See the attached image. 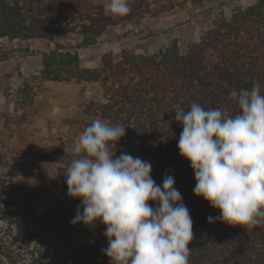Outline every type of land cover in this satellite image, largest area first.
Returning <instances> with one entry per match:
<instances>
[{
  "label": "trees",
  "instance_id": "1",
  "mask_svg": "<svg viewBox=\"0 0 264 264\" xmlns=\"http://www.w3.org/2000/svg\"><path fill=\"white\" fill-rule=\"evenodd\" d=\"M128 2L131 12L119 17L106 13V4L95 0H0V42L3 38L54 42L56 48L41 56L38 75L44 81L108 84L101 99L90 100L79 112L80 130L95 119L122 125L125 135L117 141L116 150L137 143L139 158L151 163L150 175L158 185L165 175L174 177V187L193 221L189 264H264V225L247 231L220 220L208 222L220 210L194 195L191 162L177 146L182 125L174 119L177 110H189L192 103L205 110L223 107L235 115L239 109L229 95L232 90H251L258 84L264 94V0H255L229 17L220 14L197 40L183 45L175 41L149 54L124 50L118 59L107 53L99 66H84L78 47L97 44L111 26L139 24L176 6V0ZM61 33L79 35V46L60 42ZM39 91L26 77L13 96L4 89L14 105L6 126L33 121L39 114L34 104ZM74 146L66 140L52 154L59 165L58 178L50 179V184L58 198L43 212L26 179L0 172V264H110L101 251L108 246L103 234L106 225L99 220L90 225L70 223L81 204L67 194L65 173L74 158ZM10 165V155L0 149V167Z\"/></svg>",
  "mask_w": 264,
  "mask_h": 264
},
{
  "label": "clouds",
  "instance_id": "2",
  "mask_svg": "<svg viewBox=\"0 0 264 264\" xmlns=\"http://www.w3.org/2000/svg\"><path fill=\"white\" fill-rule=\"evenodd\" d=\"M105 11L123 17L131 7L128 0H109ZM229 95L239 109L235 115L198 103L177 110V146L191 162L194 195L220 210L208 222L248 231L264 225V94L257 84ZM125 128L95 119L80 134L65 173L68 196L81 201L70 223L106 225L108 246L101 251L110 264H189L193 221L174 177L165 175L158 185L149 161L128 153L113 158Z\"/></svg>",
  "mask_w": 264,
  "mask_h": 264
},
{
  "label": "rangeland",
  "instance_id": "3",
  "mask_svg": "<svg viewBox=\"0 0 264 264\" xmlns=\"http://www.w3.org/2000/svg\"><path fill=\"white\" fill-rule=\"evenodd\" d=\"M13 2L14 0H8ZM107 4L109 0H95ZM154 4H160L157 0H151ZM255 3V0H204L195 5L193 0H176V6L171 11L160 16H148L141 23H126L111 26L99 38L97 44L91 47H78L81 37L73 33H62L61 41L68 46L78 47L83 65L93 68L101 64L103 55L112 53L118 59L124 50L134 53L149 54L160 48L177 41L183 45L188 40H197L213 24L220 14L229 17L242 8ZM80 38V40H78ZM60 39V38H59ZM60 41V40H59ZM75 45H72V44ZM47 44H50L47 41ZM31 41L9 40L3 38L0 42V149L11 157L9 167H0V172L7 176L16 173L20 180L26 179L34 191V199L40 212L45 211L56 203L58 193L51 187L50 179H57L58 163L52 160V154L59 150L62 143L70 140L76 143L82 131L80 130L78 114L90 100L102 98L107 83L93 85L89 90L92 98L84 99L81 103L68 102L64 96H55L59 105L67 108L72 113L68 120H62L58 124L57 133H52L51 128L46 135L40 136L32 130L37 117L32 122L23 125L10 124L5 121L14 113V105L6 98L4 89L8 88L10 96L14 95L23 78L36 87L43 88L44 80L41 79L42 51L31 49ZM40 57V68H37V58ZM24 62V64H23ZM30 69L23 70L22 67ZM29 72V73H28ZM22 73V77H20ZM49 86H57L58 82L46 81ZM64 84V83H63ZM58 89L51 92L56 94ZM66 93V92H64ZM71 93H66V96ZM1 94H4L2 99ZM76 93L73 92V95ZM66 98V97H65ZM51 106V103H49ZM72 106V108H71ZM70 108V109H69ZM13 110V111H11ZM70 125L68 133L61 127ZM60 126V127H59ZM42 127L37 128V130ZM35 130V129H34ZM128 153L133 157H140L141 151L137 143L123 146L115 151V155ZM3 223L0 222V229Z\"/></svg>",
  "mask_w": 264,
  "mask_h": 264
},
{
  "label": "crops",
  "instance_id": "4",
  "mask_svg": "<svg viewBox=\"0 0 264 264\" xmlns=\"http://www.w3.org/2000/svg\"><path fill=\"white\" fill-rule=\"evenodd\" d=\"M242 9H245V8H242ZM61 37H62V33L59 35L60 42H62ZM78 40H80V38H78ZM72 45H75V44L73 43ZM30 47L31 49L40 50L42 52H49L56 48L54 42H50V44H47L46 40H41V39L31 41ZM36 67L40 68V57L37 58ZM29 68L25 66V67H22L21 69L23 70L27 69L28 71H30ZM98 84H99L98 82L97 83H80V84L58 82V84H55L57 86H49L45 81L43 83V88L42 89L40 88V91L35 97L34 104L38 108L39 114L36 116L37 120L35 124L33 125V127H36V128H34L35 130L33 129L32 131L36 133L37 136L38 135L40 136V134L46 135L49 132L50 128H51L52 133L54 134L57 133L58 124H61L64 118L65 120H68L69 118H71L72 113L71 112L69 113L67 108L63 107L62 105H59L58 101H56L55 98L57 96H64V100H67L68 102H76V101L78 102L79 101V103H81L84 99L92 98L89 94V90L93 87V85H98ZM53 89L54 90L58 89L60 91H56V94H54L53 92H51V90ZM69 91L71 93H69L66 96V93H68ZM73 92L76 94L73 95ZM1 97L3 99L4 94H1ZM49 103H51V106H49ZM39 127H42V129L37 130V128ZM61 129L65 130L68 133V130H70L71 127L70 125H66L64 127L62 126Z\"/></svg>",
  "mask_w": 264,
  "mask_h": 264
}]
</instances>
